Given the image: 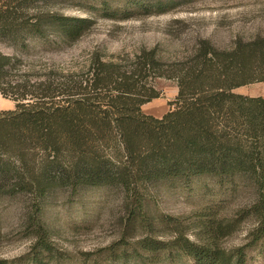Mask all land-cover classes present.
<instances>
[{"label": "trees", "instance_id": "1", "mask_svg": "<svg viewBox=\"0 0 264 264\" xmlns=\"http://www.w3.org/2000/svg\"><path fill=\"white\" fill-rule=\"evenodd\" d=\"M59 1L0 0V45L14 52L0 48V93L16 102L15 109L0 110V197L24 194L38 200L58 188L75 193L110 186L141 202L145 191L163 185L190 188L202 177L249 181L259 194L251 207L257 222L253 241L263 240L264 96L235 89L264 81V36L239 40L232 49L203 41L170 75L179 92L174 108L158 118L143 111L160 97L141 78L158 64L149 55L131 72L99 56L79 78L49 74L33 81L20 75L23 54L38 42L50 37L75 42L91 28L88 17L60 13ZM180 1L188 0H156L143 8L163 13ZM109 10L104 7L112 18L130 16L127 9ZM41 203L34 206V218L46 244ZM231 221L202 225L208 236L200 241L178 235L171 249L186 255L189 264H247L251 245L227 251L219 242L233 231ZM143 248L160 249L155 243Z\"/></svg>", "mask_w": 264, "mask_h": 264}, {"label": "rangeland", "instance_id": "2", "mask_svg": "<svg viewBox=\"0 0 264 264\" xmlns=\"http://www.w3.org/2000/svg\"><path fill=\"white\" fill-rule=\"evenodd\" d=\"M155 1L60 0L55 6L60 13L88 17L91 28L75 42L54 37L51 42H36L29 54H23L20 75L33 81L49 74L79 78L99 56L131 72L137 60L149 55L158 64L141 78L160 97L146 103L143 111L161 118L174 108L179 92L177 79L170 75L190 61L203 41L232 49L239 40L264 36V0H188L163 13L145 11L143 6ZM104 7L127 9L130 16L112 18ZM0 48L14 53L7 46ZM160 73L165 76H157ZM235 92L264 96V81ZM15 106V101L3 97L0 110ZM258 196L249 181L220 183L202 177L190 188L163 185L145 191L141 202L135 197L127 200L120 188L110 186L75 193L58 188L38 200L24 194L0 197V259L6 264H189L186 255L171 249L174 239L180 235L200 241L208 236L202 225L226 218L232 220L233 231L221 236V246L235 251L251 245L246 249L247 264H264V239L253 241L257 222L251 207ZM40 201L46 244L35 225L34 206ZM148 243L160 249L149 252L143 248Z\"/></svg>", "mask_w": 264, "mask_h": 264}, {"label": "crops", "instance_id": "3", "mask_svg": "<svg viewBox=\"0 0 264 264\" xmlns=\"http://www.w3.org/2000/svg\"><path fill=\"white\" fill-rule=\"evenodd\" d=\"M3 102V97H0V103H2Z\"/></svg>", "mask_w": 264, "mask_h": 264}]
</instances>
